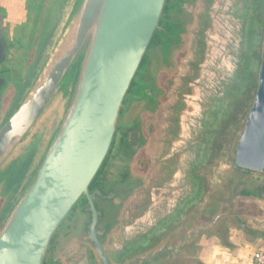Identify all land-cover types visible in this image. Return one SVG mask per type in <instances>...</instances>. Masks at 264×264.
Returning a JSON list of instances; mask_svg holds the SVG:
<instances>
[{
  "label": "water",
  "instance_id": "1",
  "mask_svg": "<svg viewBox=\"0 0 264 264\" xmlns=\"http://www.w3.org/2000/svg\"><path fill=\"white\" fill-rule=\"evenodd\" d=\"M64 0L10 113L0 125V191L45 142L20 190L0 209V264H62L65 247L88 246L97 264H120L107 251L144 173L94 184L117 136L128 91L153 36L188 45L199 0ZM2 46L0 40V47ZM238 173L215 206L199 209L157 246L122 264H194L207 236L227 240L228 222L247 226L254 189L244 171L264 172V37L258 85L239 135ZM67 235L52 241L60 229Z\"/></svg>",
  "mask_w": 264,
  "mask_h": 264
},
{
  "label": "rangeland",
  "instance_id": "2",
  "mask_svg": "<svg viewBox=\"0 0 264 264\" xmlns=\"http://www.w3.org/2000/svg\"><path fill=\"white\" fill-rule=\"evenodd\" d=\"M29 1L19 2L21 5H28L30 9V20L24 25L23 35L19 34V38L22 35L21 41L27 49L36 50L41 46L45 35L56 20L64 0ZM13 7H16L15 2ZM245 12V0H199L196 22L189 37V49L181 61L180 75L164 105L163 116L153 130L150 143L143 152L141 163L134 171V174L144 173L147 183L126 205L121 223L107 246L108 253L116 262L122 264L131 259L122 261L115 259V254L127 241L138 240L145 235L160 219L172 213L180 201L191 194L192 184L187 181V173L199 151L198 137L203 129L204 111L211 100L223 96L226 84L230 82L238 68ZM37 13L40 15V21L34 17ZM37 24L38 29H36ZM43 27L46 29L40 33ZM34 33L36 34L33 37ZM263 37L264 29L262 43ZM200 43L204 44L202 60L194 66L199 58L197 51ZM189 61L192 64L191 68ZM226 62H230L229 66ZM251 67L255 70L256 63L252 62ZM183 75L187 78L184 79V83L179 79L183 78ZM21 89L22 85L0 95V125L10 113ZM242 129L238 130L233 137L225 135L220 138L221 146L227 149H221V161L216 160L210 165L207 175L208 189L202 205L194 209L179 226L169 228L160 235L152 237V240L137 250L132 258L171 236L187 223L188 218L197 210L215 206V197L223 192L225 184L234 179L238 173L234 162ZM44 142L45 139L0 191V209L5 199L12 197L20 190ZM263 175L264 172L244 171L243 185L257 191ZM3 216L4 212L1 210L0 220ZM231 224L232 222H228L229 226ZM51 255L48 253V258ZM62 259V264H97L94 252L79 242L67 245L62 253Z\"/></svg>",
  "mask_w": 264,
  "mask_h": 264
},
{
  "label": "flooded vegetation",
  "instance_id": "3",
  "mask_svg": "<svg viewBox=\"0 0 264 264\" xmlns=\"http://www.w3.org/2000/svg\"><path fill=\"white\" fill-rule=\"evenodd\" d=\"M20 1L0 0V95L23 84L39 49H27L21 41L23 27L30 20V9L28 5H21ZM14 2L16 7H13ZM174 3L175 0H168L160 22L162 31H170L177 18ZM34 17L40 21L38 13ZM38 27L37 24L36 29ZM19 34H22L21 38ZM35 34H32L33 37ZM188 49L189 39L188 45L181 47L171 41H163L157 33L153 36L129 88L126 99L128 107L122 111L114 146L98 175V182L124 179L134 174L150 143L152 132L163 116L164 105L180 75L181 61ZM191 61L188 62L190 68ZM179 79L184 83L187 78L183 75ZM70 228L60 229L52 241L49 254L53 252L55 240L60 235H67ZM194 264H198V261Z\"/></svg>",
  "mask_w": 264,
  "mask_h": 264
},
{
  "label": "trees",
  "instance_id": "4",
  "mask_svg": "<svg viewBox=\"0 0 264 264\" xmlns=\"http://www.w3.org/2000/svg\"><path fill=\"white\" fill-rule=\"evenodd\" d=\"M245 5L240 62L232 79L226 84L223 96L211 100L204 111L203 129L198 137L199 151L187 173V181L192 184L191 194L180 201L172 213L160 219L145 235L138 240L127 241L115 254L116 260L132 258L137 250L152 240V237L179 226L194 209L202 205L208 189L207 175L210 165L216 160L221 161V149H227L221 146L220 138L225 135L233 137L242 129L253 104L261 63L264 0H245ZM203 46V43L198 46L199 58L194 66L202 60ZM252 62L256 63L255 70L251 67ZM97 182L98 177L94 184ZM258 192L259 195H264V175Z\"/></svg>",
  "mask_w": 264,
  "mask_h": 264
},
{
  "label": "crops",
  "instance_id": "5",
  "mask_svg": "<svg viewBox=\"0 0 264 264\" xmlns=\"http://www.w3.org/2000/svg\"><path fill=\"white\" fill-rule=\"evenodd\" d=\"M252 200L255 215L248 217L247 226L241 228L232 223L227 240L211 234L197 251L198 264H256L255 252L264 243V195L254 190Z\"/></svg>",
  "mask_w": 264,
  "mask_h": 264
},
{
  "label": "built area",
  "instance_id": "6",
  "mask_svg": "<svg viewBox=\"0 0 264 264\" xmlns=\"http://www.w3.org/2000/svg\"><path fill=\"white\" fill-rule=\"evenodd\" d=\"M230 62H226V65L229 66ZM254 260L256 264H264V243L254 254Z\"/></svg>",
  "mask_w": 264,
  "mask_h": 264
}]
</instances>
